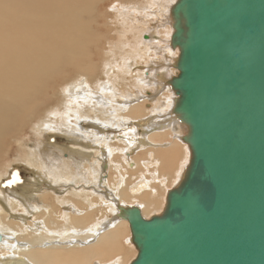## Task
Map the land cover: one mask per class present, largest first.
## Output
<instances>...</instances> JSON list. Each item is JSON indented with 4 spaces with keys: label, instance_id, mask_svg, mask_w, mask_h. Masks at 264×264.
I'll return each instance as SVG.
<instances>
[{
    "label": "bare ground",
    "instance_id": "bare-ground-1",
    "mask_svg": "<svg viewBox=\"0 0 264 264\" xmlns=\"http://www.w3.org/2000/svg\"><path fill=\"white\" fill-rule=\"evenodd\" d=\"M97 1L0 0L3 9L0 8V160L12 141V133L15 135L16 125L30 118L36 107L31 102L52 80H60L61 74L69 69L78 71L84 62L85 42L94 37L89 15L101 0ZM176 1L153 0L152 5L134 6L136 9L129 11L132 13L128 18L139 13L143 18L139 17L137 22L130 19L134 21V30L118 29L122 40L124 34L132 38L123 44L131 41L132 53L126 74L120 71L123 76L118 79L135 80L137 92L128 96L122 89L121 94L115 92L117 84L110 82L114 79L112 75L118 73L107 59L108 83L104 84L107 96H101L100 101L103 100L106 113L99 111L92 118L87 116L95 120L99 143L80 152L71 151L80 161L70 155L58 164L41 155L38 159L47 161L42 164L31 154H25V161L39 175H35V183L26 182L7 199L6 210H17L18 218L0 213V264H91L95 258L104 264H127L124 256L131 248L126 246L131 241L126 239L129 224L119 218V207L138 206L147 219L151 212H161L165 205L162 191L163 195L168 193L166 187L173 180L176 182L175 174L176 184L179 183L190 160L189 149L182 142L187 128L173 115L174 93L166 84L177 75L174 65L179 51L177 54L170 45L171 9ZM95 21L99 23L98 19ZM18 27L24 29L20 31ZM147 30L151 42L147 41L151 37L143 36ZM87 69L93 66L88 64ZM141 100H147L148 104ZM139 128L143 129L141 137ZM117 134L124 149L113 148L108 135ZM131 150L145 151L148 159L141 161L138 155L131 158ZM95 151L99 155L93 161ZM4 196L0 184V198ZM35 198L40 202L33 201ZM121 254L124 256L120 257Z\"/></svg>",
    "mask_w": 264,
    "mask_h": 264
},
{
    "label": "water",
    "instance_id": "water-1",
    "mask_svg": "<svg viewBox=\"0 0 264 264\" xmlns=\"http://www.w3.org/2000/svg\"><path fill=\"white\" fill-rule=\"evenodd\" d=\"M171 23L190 160L161 214L119 207L130 264H264V0H177Z\"/></svg>",
    "mask_w": 264,
    "mask_h": 264
},
{
    "label": "rangeland",
    "instance_id": "rangeland-1",
    "mask_svg": "<svg viewBox=\"0 0 264 264\" xmlns=\"http://www.w3.org/2000/svg\"><path fill=\"white\" fill-rule=\"evenodd\" d=\"M5 2H6V0H5ZM5 2H4V4H5ZM152 2H153V0H127V1L126 0H101L98 2V5L95 6L94 12L89 15L90 16L89 21L91 20L90 21L91 32H93L94 37H90L88 39L89 41L87 40L85 42V46L87 49V55H85L86 62L84 60L85 63L83 62L78 67V71H76V69L72 68V69H69V70L63 72L61 74L60 80H58L57 78L52 80L49 83L50 85L48 84L46 86L43 93L41 95L37 96L33 102H31L32 104L36 105V107H34L29 114L32 117L30 116V118H29L28 116H26V117H28V118H26V121H25L26 123L24 122L23 124L20 123V124L16 125V127H15V135L16 136L14 135V133H12L11 143H10V145L7 144V148L4 149L5 151H3V155H2L3 158L0 160V177L2 176V178L0 179V184L3 185V191L5 193V196H4V198H0V201L3 203L2 206H0V209H1L0 213H3L4 215H7L6 213H10L13 215L14 218H18V216H17L18 211L17 210L12 211L9 208H8L9 209L8 211L6 210L8 207L7 205L9 204L7 199H9L11 193H13L16 189L18 190L20 188V186L27 184V183H30V184L35 183V179H36L35 175H36V177L39 175L37 172L36 173L34 172L35 170H34L33 166H30V164L25 161V154L26 153H27V155L31 154L32 155L31 157L33 159H38L42 155V157H44V156L49 157V160L51 162H57L59 164V162L62 160V158H68L71 156L74 158L78 157L76 155H71L70 154L71 151L80 152L81 149L89 148L91 146L90 144H92V146L97 145L98 141L96 139H97L98 135L96 133V129L94 128V122H93L95 120L91 121L90 118L87 116L91 115V118H92L99 111L100 112L102 111L101 112L102 114L106 113V111L103 110V105H102V104H104V103H102L103 100H102V102H100V101H101L102 97L105 98L107 96V92L105 91L106 88L104 87V84L108 83L107 82L108 79L105 76V70L107 69L105 67V64L107 63V59H109L111 61V63H110L111 66L114 67L116 70V73H118V74L112 75V77H114V79L112 82H110L113 85H115V83L117 84L116 88L118 91H115V90L114 91L118 92L119 94H121L123 91H125V96L131 95L134 93L136 94V92H137L136 91V85L137 84H136L135 80H129V79H125V80L120 79L119 80L118 79V77L121 78V76H123V74L120 71H122L126 74V71H127L126 66H127L128 61H130V56L132 53L131 47L129 46V45H131V41L126 43L127 46L123 45L125 42L129 41V39H132L131 36L128 34H127L128 36L124 34V38H123L124 40H122V37L120 36L119 32L123 29L134 30V28H135V27H133L135 25L134 21L137 22L140 18H143V14H140V13L135 14V15L132 14L128 18V14L132 13L129 11L136 9V8H134V6H136V7L144 6L145 7L146 5H150V4L152 5ZM128 7H130L129 10H128ZM0 8H1V6H0ZM1 10H3V9L1 8ZM132 18L134 21L131 22L130 19H132ZM97 19H98L99 23L97 21L94 22V20H97ZM86 20H88L87 17H86ZM151 27H153V26H151ZM18 28L20 31L24 29V27H18ZM118 34H119V37H118ZM143 36L151 37L147 41H150V42L152 41L151 33L148 30L145 31V33H143ZM155 39L157 40V38H155ZM114 45H116L117 48H113ZM119 50H120V52H119ZM174 51H177V54H178V49L174 50ZM89 60H91V61H89ZM88 64L93 66V69L88 70L87 69ZM172 69H174V68H172ZM93 70H94V72H93ZM175 73H176V70H175ZM84 74L86 77L84 76ZM71 75H73V78ZM85 86H86V88H85ZM80 89H82V91ZM79 90H80V92H79ZM62 94H64L65 96L64 95L62 96ZM85 94L88 96V97L86 96L87 98L85 97ZM142 94H143V92H142ZM44 95H46L47 97H44ZM52 96H54V97H52ZM90 96H92V97H90ZM142 96H144V94ZM78 97L79 98L81 97V98L78 99ZM94 97H96V98H94ZM40 98H41V100L38 101ZM84 98H86V99H84ZM88 98H90V100H91V98H93V99L91 100V102H89L90 100H88ZM99 98H100V100H99ZM118 100H120V98ZM35 102H37V103L35 104ZM145 102L148 104L147 100H143V101L141 100V103H145ZM78 105L81 106V108H79ZM98 105L101 106L102 108L99 107ZM77 106L79 109L77 108ZM69 109H70V111H69ZM80 110H81V112H80ZM82 112H84V113H82ZM81 113H82V115H81ZM102 114H100V115L102 116ZM49 116H51V117H49ZM62 120H64V121H62ZM77 120H79V121H77ZM66 127L69 130V132H68V130L65 131L67 134H65V132H64V129H67ZM76 127H78V128H76ZM58 129H60V130H58ZM77 129L80 131V133ZM16 130L19 133V135L16 132ZM74 131H75V133H74ZM76 131H78V132H76ZM142 135H143V129L139 128V136L141 137ZM44 136L48 137V138H45L47 140L43 139ZM74 136H76V137H74ZM81 136L83 138H81ZM108 136H109V139L111 140V143H113L114 149H119V148L124 149V146L121 143V139L116 138V136H118V134L114 135V136H111V135H108ZM13 137H14V139H13ZM16 138L18 139V141ZM75 138H76V140H75ZM72 139H74V142ZM45 141H46V143H45ZM102 141L103 142H101V143L104 144L105 140H103V138H102ZM20 142H22V143H20ZM157 142L159 143V141H157ZM132 151H133V153H132ZM130 152L131 153H129V154H130L131 158H136V156L138 155L139 159L141 161H146L148 159V155L145 153V151L140 152V151H136V150H131ZM180 154H181L182 159L184 161V159H185L184 158V156H185L184 152H182ZM93 155H94V157L92 160L95 161L96 156L99 155L98 151L97 152L95 151V153ZM189 156H190V154H189ZM182 159H181V163H182ZM76 160H79V158ZM38 161L41 162L42 164L47 162L44 159H42V160L38 159ZM75 162L79 163L78 161H75ZM184 166H186V165H184ZM75 171H77V169ZM109 173L112 174L113 171H109ZM176 176L177 175L175 174V180L177 182L178 178ZM173 181L170 182L171 184L168 183L169 185L166 187L167 191H170L171 189H173L175 187V185H177L176 182L175 181L173 182ZM36 186L39 187L40 185L36 184ZM163 192L165 193V191L163 190L161 193L162 194L161 196H162L163 205H164V203L166 204L167 193L165 195H163L164 194ZM35 200H36V198L33 199V201H35ZM35 202H40V200L37 199ZM138 202H141V201H138ZM4 204H6V205L3 206ZM164 207H165V205H164ZM163 210H164V208H163ZM20 211H22V209H20ZM161 212L160 211L158 212L156 210L154 212H151L150 216L152 217L155 215H159V214H161ZM10 218H12V217H10ZM126 239L127 240L131 239L130 228H128V233H127ZM128 243L129 244H127V242H126V246L131 247V248H128V252L126 254V256H128V257L124 256V254H121L120 257L124 256V258L127 259L126 263L130 264L136 258L137 250L131 241ZM129 250H131V252H129ZM129 255H132V256H129ZM124 258H123V260H125ZM115 259L116 258H113V260H115ZM99 263L104 264L105 262L101 261L100 258H95L91 261V264H99Z\"/></svg>",
    "mask_w": 264,
    "mask_h": 264
}]
</instances>
